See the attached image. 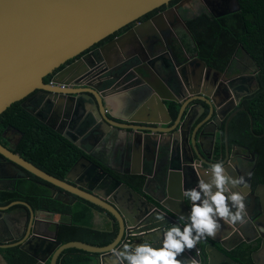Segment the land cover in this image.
<instances>
[{"label": "water", "instance_id": "1", "mask_svg": "<svg viewBox=\"0 0 264 264\" xmlns=\"http://www.w3.org/2000/svg\"><path fill=\"white\" fill-rule=\"evenodd\" d=\"M169 1L0 0V113L11 103L23 99L21 104L29 113L83 152L63 178L44 171L1 143L0 164L2 160H7L24 170V177L33 174L44 180L47 182L46 187L50 191V196L56 200L67 203L74 202L76 197L88 200L109 214L111 229L114 223L118 228L114 240L103 246L79 240L61 243L56 238L59 222L53 221L54 214L34 210L23 200L0 205V216L13 205L22 206L26 211L27 236L16 237L14 243L5 246L20 244L22 250L36 259L35 264H56L59 255L69 248L78 250L79 254L84 252L93 258L100 254L104 258L114 252L119 253L125 247L130 250L133 257L129 264H218L220 261L237 264L210 242H207L203 250L201 247L197 248L196 244L204 237L219 242L221 232L234 233L236 220L245 219V211L253 210L256 196L262 203L263 212L256 229L262 239L260 250H264V183L257 186V195L255 192L252 193L250 204L243 198L250 194L249 186H242L243 183L239 182L242 187H239L240 192L242 191L240 194L239 190H233L232 187L225 186V183L221 185L213 172L204 173L205 168L200 164L204 157L206 138L210 136L215 141L214 131L210 133L206 129L210 120L214 118L212 116L222 120L229 112L221 124L222 127H219L227 146L229 121L238 109H246L242 107L231 111L232 106L224 115H220L223 103L230 100V93L226 86L221 87L217 84L218 78L214 77L212 72L221 76L223 71L206 64L196 51L190 53L186 47H180L178 52L173 54L174 59L181 58L180 63H176L172 68L173 58H169V52L171 54L173 50L166 43L167 36L174 34V22L180 23L190 41L192 40L188 28L178 15L179 3L133 24L126 31L95 46L145 13L167 5ZM207 4L211 10L212 7L218 6H224L223 10L229 9L217 13L210 11L214 17H218L234 11L238 1L209 0ZM106 51H110L107 56ZM70 59L73 60L68 62ZM61 65L63 66L58 69ZM163 70L169 71L168 84L175 90L173 97H164L152 84L154 78L157 80V76H160ZM48 74H52L50 78L52 83L43 81ZM159 85L162 89L161 82ZM134 86H140L150 93V96L149 93L146 95L153 113L165 114L169 119L162 122L163 124L171 122L166 127H160L159 131L165 132L166 137L161 136L157 139L154 136L158 131L155 130L158 129L157 120L153 122L144 120L145 124H140L142 122L135 117V113H132L129 117L123 118L122 122H118L104 112L107 110L104 100L108 95H122L131 91ZM28 100L31 102L28 103ZM165 100L174 102L172 106L177 108L175 119H172ZM238 101L239 97H236V102ZM196 107L199 108V113L194 117L192 111ZM206 110L207 115L196 122ZM55 115H58V120ZM249 118L252 129L250 114ZM96 123L101 124L102 128L96 129L95 134H104L108 127L128 131L132 135L129 147L136 148L138 152L141 142L139 136H143L144 145L149 146L148 152L145 148L144 161L148 159L149 164L142 171L138 164H132L133 167L121 171L115 169L110 162V164L105 162L103 154L89 151L90 147L82 144L81 137L90 132ZM226 151L229 153L228 148ZM194 156L197 157L194 165L202 169L198 176L196 173L187 172L191 168L190 162L194 160ZM136 158L138 159V155ZM155 161L161 162L171 170L165 173L162 183L155 185L156 191H160L163 198L168 201L162 204L183 219H188V213L191 211L196 216L194 201L186 204L183 192L186 190V184L184 189L182 186L184 182L190 187L197 182L199 188L196 190L203 201L204 217L202 219L196 217L199 224L197 231L174 222L175 226L180 227L181 235L177 232L168 233L167 229L163 228V223H159V233L162 234L159 237L160 243L156 240L153 250L142 251L138 255L132 234L137 230L149 232L140 226L147 223L150 211L153 210L159 216L168 214L158 209L138 189L119 179L112 172L145 177L141 191L148 193L151 181L150 165ZM202 163L208 164L205 159ZM232 180L234 184L235 177ZM193 191L189 188L187 193L191 198ZM156 200L162 199L158 197ZM182 211L185 212L184 216L181 215ZM40 221L47 224L44 226L46 231H49V224H53V233L38 232L37 229H41ZM11 240H14V237ZM168 243L182 249L181 254L175 253L179 257L178 260L177 257L169 258L166 255L164 248ZM198 250H201L200 254ZM259 252H254V256L260 257ZM39 254H45V257L41 258ZM48 257L49 263L46 262ZM120 258L124 264H128L123 256ZM117 261L120 262L119 257Z\"/></svg>", "mask_w": 264, "mask_h": 264}, {"label": "trees", "instance_id": "2", "mask_svg": "<svg viewBox=\"0 0 264 264\" xmlns=\"http://www.w3.org/2000/svg\"><path fill=\"white\" fill-rule=\"evenodd\" d=\"M175 1L177 0H172L171 3ZM237 1V8L229 15L214 17L211 13L199 11L196 15L188 17L187 27L197 46L193 48L191 45H186V47L188 52L196 51L206 63L220 70L227 67L232 54L243 51L260 67L259 88L253 94L243 98L241 104L246 110L239 111L230 120L228 142L245 145L256 151L260 165L256 182H264V0ZM162 6L148 12L139 20L148 18ZM112 37L113 34L107 36L95 46ZM51 76L52 74H48L43 81L48 82ZM22 101L23 99L11 103L0 113V136L6 128L13 131L11 135L18 138L15 152L53 176L63 178L83 152L29 113L22 106ZM172 111L173 114L177 113L176 108ZM57 149L58 154L54 155L52 152ZM116 176L138 190L144 179L141 175H131L128 178L125 175ZM46 184L47 182L33 174L20 178L17 180L16 189L0 191V205H6L14 200H23L27 201L34 210H44L56 215L54 218L59 219L56 238L61 243L79 240L103 246L114 240L118 230L116 223L112 229L110 227V229L94 228L91 225L93 212H103L102 208L81 197H77L72 203L56 200L50 196ZM18 207L20 206L13 205L10 208ZM65 250L76 251L74 248ZM9 251L22 254L18 246L10 247ZM84 259L82 256H75L73 261L66 258L64 262L65 264H83ZM24 260L25 264L32 262L28 255H25ZM9 262L14 264L12 259H9Z\"/></svg>", "mask_w": 264, "mask_h": 264}, {"label": "flooded vegetation", "instance_id": "3", "mask_svg": "<svg viewBox=\"0 0 264 264\" xmlns=\"http://www.w3.org/2000/svg\"><path fill=\"white\" fill-rule=\"evenodd\" d=\"M172 1V0H171ZM171 1L168 2L167 5H163L162 8L156 10L152 15H150L148 18L152 17L155 15L157 12L164 10L167 7H170L172 5L178 4V15L181 19V21L186 25L187 27V18L196 15L197 13L195 12V9L202 8L199 11H204L207 13L212 12H223V11H228L223 10L225 7L224 6H218V7H212V10L208 6L209 0H177L175 2ZM161 7V6H160ZM159 8V7H157ZM155 8V9H157ZM237 8V7H236ZM235 8V9H236ZM154 10V9H153ZM152 11V10H151ZM150 12V11H149ZM231 12H227L223 15H229ZM148 13V12H147ZM145 13V14H147ZM195 13V14H193ZM144 14V15H145ZM144 15L140 16L137 20L130 22V25L128 24L124 27H122L120 30H123L122 32L126 31L129 29L133 24L139 22V21H144L148 18L141 19ZM221 15V16H223ZM132 23V24H131ZM174 34H171L168 37V42L166 44L169 45L170 49L173 50V52L170 54L169 52V58H173L172 60V66L175 67L176 63H180V60H176L173 57V54L178 52V49L180 47H186V45H191L193 48H196V43L194 42L192 38V42L190 41V37L188 34L184 31L182 25L180 23L174 22ZM188 28V27H187ZM118 30L113 34V36H116L122 32ZM189 30V29H188ZM190 33V31H189ZM191 35V33H190ZM192 37V35H191ZM187 48V47H186ZM243 51V50H242ZM194 51L190 52L193 53ZM75 59V58H74ZM202 59V58H201ZM231 60L229 61L227 67L222 70L223 74L221 76L216 75L215 73L212 72V75L216 78H218L217 84L220 85L221 87H225L228 89V92L230 93V100H227V102L222 106V109L220 110V115H224L230 108H232L231 111L237 109V108H242L244 107L241 103L242 100L245 96L251 95L256 90L259 88V82H258V76H259V71L260 67L252 59L247 53L243 52H235L234 54L231 55ZM73 59H70L68 62L72 61ZM163 60V59H162ZM164 61V60H163ZM205 61V60H204ZM206 62V61H205ZM208 64V63H206ZM210 65V64H208ZM61 65L60 67H62ZM214 67V66H213ZM216 68V67H215ZM218 69V68H217ZM220 70V69H219ZM203 71V75H204ZM47 76V75H46ZM51 78V77H50ZM50 83V80L48 81ZM256 83L258 84V87H256ZM236 97H239V101L236 102ZM28 103L31 101L28 100ZM26 102V103H27ZM245 108V107H244ZM239 111H244L241 109H238L236 114ZM194 117L199 113V108L196 107L192 111ZM229 112L226 113L224 119H218L216 116L210 122L208 123L206 129L209 130L210 133H212L215 129L218 130V128L221 126L222 123L225 121L226 116L228 115ZM235 114V115H236ZM207 115V110L205 111L204 114H202L196 122H199L202 118H204ZM234 115V116H235ZM52 116V115H50ZM56 116V115H55ZM54 116V117H55ZM233 116V117H234ZM60 117V115H59ZM232 117V118H233ZM56 120H58V115L55 117ZM231 118V119H232ZM222 121V122H220ZM230 122V121H229ZM229 124V123H228ZM99 127L101 128V124H99ZM221 129V128H220ZM13 131L11 130H5L2 132L0 136V143L15 152L16 144L18 143V138L15 135H11ZM259 135V134H257ZM61 136V135H60ZM61 138H63L61 136ZM65 139V138H63ZM66 140V139H65ZM67 141V140H66ZM70 143V142H69ZM72 144V143H71ZM56 147V145L54 146ZM239 147V148H236ZM226 148H228L229 153L226 151ZM51 152V150H50ZM54 155L58 154V149L57 151L52 152ZM203 156V155H202ZM194 160L190 162V170H187L189 174H195L198 176L199 172L202 170L199 167L194 165L196 162L197 157L194 156ZM205 159L208 164L202 163V160ZM200 161V164L205 168L204 173H214L216 176V173H219L220 170H217L219 168L223 167L224 174L221 178L216 177L217 179L220 180V184L228 187H232V189L236 190V188L240 187L241 185L239 182L243 183L242 186H249L251 188L250 194L248 193L246 196H243L244 199H246V202L251 204L252 199L250 198L255 192L256 194V189L257 186L261 183L264 182H256V177H258L260 171H259V155L256 154V151L254 149H249L247 146L243 145H238L234 143H229L227 140V146L224 143V139L222 138V141L218 143V145L213 141L212 137H207L206 143L204 145V157ZM0 164V191L8 190V189H16L17 187V180L20 178H24V173L25 171L16 167L15 165L11 164L7 160H2ZM130 166L128 164H119L118 166L114 167L115 169H119L121 171H124L125 168H129ZM217 170V171H215ZM156 171L159 174V177L156 176V179H152L149 184L148 193H143L140 188V192L142 195H144L147 199H150L158 209L161 211H164L165 213L168 214V216H160L161 221L160 223H163V228L167 229L168 233L174 232L178 235H181L180 227H177L174 225V222H178L192 231H197L199 230V224L196 221V217L198 218H203L204 217V212H203V201L200 199L199 192L196 190L199 188V184L197 182H194L193 185L190 187L188 183H183L182 188L184 189V184H186V190H183L184 193V199L186 204L188 202L190 203L191 200L194 201V207L196 208V216L195 214L191 211L188 213V219H183L179 217L178 215L174 214L171 212L162 202H168L163 198L161 195V192H157L156 194H152L150 192L152 188L151 184L152 182H155L156 185L158 183H162L163 177L166 172L169 173L171 171L169 168L165 167L163 164L158 166ZM115 175H121L126 178H128L131 175H126L122 174L119 172H112ZM19 176V177H18ZM235 177V181L233 184L232 178ZM161 181V182H160ZM192 189L194 190L193 197H189L187 193L188 190ZM242 188V187H240ZM239 190V189H237ZM58 191V190H56ZM240 192V190H239ZM242 192V191H241ZM240 192V194H241ZM150 195V198H149ZM160 197L162 200L157 201L156 199ZM77 198V197H76ZM261 199L256 196L254 199L255 206L251 212H246V218L241 220L237 219L236 220V226H235V232L234 233H220L219 234V242L216 241H211L207 239V237H204L200 239V241L197 242L196 247L199 248L201 247V250H203L206 245L208 244L207 242L212 243L214 246H216L220 251L224 252L227 256H229L232 260H234L237 264H264V250H260L261 242L262 239L260 238L259 231L256 229L258 226V221L259 217L262 214V203L260 201ZM160 202V203H159ZM169 206L173 207L172 204H169ZM189 205V204H188ZM104 212V211H103ZM239 212V211H238ZM106 213V212H105ZM108 214V213H107ZM109 215V214H108ZM181 215H185V212L182 211ZM56 216V215H54ZM187 216V215H186ZM230 217V216H229ZM58 217H56L53 221H58ZM38 222V221H37ZM27 226H28V218L26 215V211L22 206L18 208H9L4 212L3 215L0 216V264H11L9 262V259H12L14 261V264H25L24 257L25 255H28L31 259L32 262L30 264H35L36 259L31 256L29 253L26 251L22 250L20 248V244L17 245L19 249L21 250L22 254L17 253V252H10V247L11 246H5L9 245L11 243H14L17 238H24L27 236ZM93 227V225H92ZM16 228V229H14ZM95 228V227H94ZM17 230L15 232L16 234H12L11 230ZM37 229V228H36ZM37 229L38 232H40ZM54 230V225L50 226L49 225V231L42 230V234H52ZM142 230H137L135 232V237H133L132 241H135L136 239H140L141 237H144V233H148L146 236L147 238L150 236L153 239H157L155 236L160 237L161 233H158L156 231L149 233L148 231H143ZM57 235V233H56ZM162 235V234H161ZM14 237V240H11V238ZM207 240H206V239ZM206 240V241H205ZM240 240V241H239ZM129 241L131 239L129 238ZM136 242V241H135ZM130 244V243H129ZM15 246V245H14ZM166 247H170L171 250H174V253H182V249L178 248L175 244L173 243H168ZM228 247V248H227ZM201 250H198L197 252L200 254ZM260 251L259 256L260 257H255L254 252ZM79 254L78 251L72 250L69 251H63L60 255L59 258L56 262V264H65V259L68 258L70 261L74 260V257ZM39 257L43 258L45 257V254H39ZM61 258V260H60ZM50 257L46 260L47 263H49ZM218 264H226L225 261H220Z\"/></svg>", "mask_w": 264, "mask_h": 264}, {"label": "crops", "instance_id": "4", "mask_svg": "<svg viewBox=\"0 0 264 264\" xmlns=\"http://www.w3.org/2000/svg\"><path fill=\"white\" fill-rule=\"evenodd\" d=\"M110 53V51H106L105 56H107ZM174 68V67H172ZM169 71L167 70H163L160 74V76H157V80L154 78L152 84L154 87H156L160 93H162L164 95V97H173L174 96V88L172 87V85L168 84V81L170 79V74L168 73ZM166 73V74H165ZM165 75V77H164ZM159 82H161V86L163 87L161 89ZM149 92L143 88H141L140 86H134L133 89L129 92H125L122 95H108L107 99H105L104 101L106 102V107L107 110L105 109L104 112L107 113L109 116H111L110 118L113 120H116L118 122H122L123 118L125 117H129L130 114L135 113V117L138 118L139 121H141L142 123L140 124H145L143 121L144 120H148V121H155L157 120L158 123V130L155 133V137L158 139L161 136L166 137V133L165 132H160L159 130H161V126L162 127H166L168 125L171 124L168 123L167 125L163 124L162 122H166L169 121V119L167 118V116H165V114L162 113H153V110L151 109L150 105L148 104V100H147V95ZM148 96H150V93L148 94ZM227 102V101H226ZM225 102V103H226ZM166 105L169 107V112L172 115V119H175L176 114H173L172 109L173 106L172 104L174 102L170 101V100H165ZM223 103V105L225 104ZM177 109V108H176ZM60 121H62V118H60ZM94 127L90 132L86 133L84 136H82L81 138L82 140V144L85 146H89L90 148H88L89 151H95L97 154H103L104 157V161L105 162H110L111 164H113L112 166L116 167L119 164H128L129 166H132V164H138L139 169H141V171L143 170V168L145 166H147L149 164V160L145 159L144 161V156H145V148L147 150V152L149 151V146H145L144 142H143V136H139V140L140 142V152L136 151V148L132 147L130 148L129 145L132 142V135L128 132V131H122L119 130L117 128H106L105 129V133L104 134H95L96 129H100L99 125L96 123ZM102 128V127H101ZM166 130V129H165ZM221 130L220 128L215 129L214 133H215V143L218 145L219 142L222 141V136H221ZM152 134H154L152 132ZM157 134V135H156ZM156 139V140H157ZM207 139V138H206ZM239 148V147H236ZM134 155V156H133ZM136 155H138V159L136 158ZM143 161H144V166H143ZM109 163V164H110ZM160 165L159 161H155V163L152 162V164L150 165L151 171H150V180H152L153 178L156 179V176L159 177L158 172L156 171V169L158 168V166ZM133 167V166H132ZM217 170H220L219 173H216L217 177H222L224 174L222 173L223 167L219 168ZM215 170V171H217ZM156 174V176H155ZM145 178V177H143ZM155 182H152L151 186L153 189L150 190V192L152 194H156L158 191H156L155 189ZM236 189H239L236 188ZM150 198V195H149ZM150 200V199H148ZM151 201V200H150ZM152 202V201H151ZM150 218L147 221V223L143 226H140L141 229H147L149 230V232L152 231H156L159 233V223L161 221V217L159 216V214H157L156 212H154L153 210L150 211L149 213ZM41 230H39L40 232H42V230L44 229V226L47 224H44L43 222L40 221L39 223ZM50 226H53V224H49ZM91 225H93V227L95 228H108L110 229V223L108 220V214L105 212H97L94 211L93 212V216H92V220H91ZM164 225V224H163ZM156 228V229H155ZM16 229V228H15ZM136 229H140V228H136ZM54 231V230H51ZM12 234H16L15 232H17V230H11ZM148 234V233H147ZM146 233H144V237H141L140 239H136L134 242L135 246L138 248L137 254L139 255L140 252L145 251V252H150L151 250H153V246L156 245V240H158V243H160V239L159 237L155 236L157 239H153L150 236L147 238ZM132 237H135V234H132ZM153 239V240H152ZM17 246V245H15ZM11 247H14V245H11ZM78 251V250H76ZM164 251H166V255H168L169 258L171 257H177V260L179 259V257L174 253V250H171L170 247H166L164 248ZM131 252L130 250L125 247L124 249L120 250L119 253H115L112 255H106L104 256H100V254H98V256L96 257H91L89 255H87L84 252H81L78 256H82L83 258H85L82 263L83 264H124V262L122 261V259L120 258L121 256H123L126 261L128 262V264L130 263V261L132 260L133 257H131ZM135 255V254H134ZM117 257H119L120 262L117 261ZM134 260V259H133Z\"/></svg>", "mask_w": 264, "mask_h": 264}, {"label": "rangeland", "instance_id": "5", "mask_svg": "<svg viewBox=\"0 0 264 264\" xmlns=\"http://www.w3.org/2000/svg\"><path fill=\"white\" fill-rule=\"evenodd\" d=\"M202 8H198V9H195V12L197 13V12H199V10H201ZM193 14H195V13H193ZM133 239V238H132Z\"/></svg>", "mask_w": 264, "mask_h": 264}, {"label": "built area", "instance_id": "6", "mask_svg": "<svg viewBox=\"0 0 264 264\" xmlns=\"http://www.w3.org/2000/svg\"><path fill=\"white\" fill-rule=\"evenodd\" d=\"M50 83H52V82L50 81Z\"/></svg>", "mask_w": 264, "mask_h": 264}]
</instances>
